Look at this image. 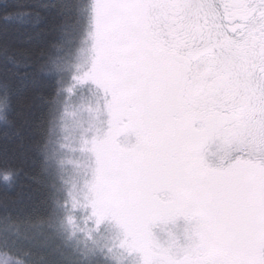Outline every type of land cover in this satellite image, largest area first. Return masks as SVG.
<instances>
[{
  "label": "snow or ice",
  "instance_id": "snow-or-ice-1",
  "mask_svg": "<svg viewBox=\"0 0 264 264\" xmlns=\"http://www.w3.org/2000/svg\"><path fill=\"white\" fill-rule=\"evenodd\" d=\"M0 21V120L22 68L51 89L36 199L0 149V264H264V0H0Z\"/></svg>",
  "mask_w": 264,
  "mask_h": 264
},
{
  "label": "trees",
  "instance_id": "trees-1",
  "mask_svg": "<svg viewBox=\"0 0 264 264\" xmlns=\"http://www.w3.org/2000/svg\"><path fill=\"white\" fill-rule=\"evenodd\" d=\"M3 3L10 5L15 3V0H3ZM15 26L14 23L9 25L10 28ZM43 26L42 23L41 27ZM25 70L37 73L36 82H33L32 77H28L17 83L9 114L11 123L0 120V149L6 147L10 153L14 152L24 161L23 171L16 182L7 189L9 194L22 193L25 199L31 194L36 199L37 192L42 191V188L40 159L33 147V140L37 121L45 109L46 98L51 89L50 82L39 73L38 64L34 63L28 69H21V71ZM4 190L5 186L0 184V193Z\"/></svg>",
  "mask_w": 264,
  "mask_h": 264
}]
</instances>
